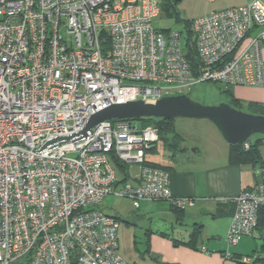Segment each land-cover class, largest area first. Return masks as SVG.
Segmentation results:
<instances>
[{
  "label": "built area",
  "instance_id": "1",
  "mask_svg": "<svg viewBox=\"0 0 264 264\" xmlns=\"http://www.w3.org/2000/svg\"><path fill=\"white\" fill-rule=\"evenodd\" d=\"M161 2L0 0V264H131L119 251V219L98 207L105 196L135 208L193 205L172 193L165 169L145 163L159 140L154 125L105 120L84 138L34 151L111 103H154L200 82L264 84L262 0L193 18L195 67L180 30L153 26ZM111 155L127 167L125 179ZM257 173L232 199L230 244L252 237L260 217L264 235V159Z\"/></svg>",
  "mask_w": 264,
  "mask_h": 264
},
{
  "label": "crops",
  "instance_id": "2",
  "mask_svg": "<svg viewBox=\"0 0 264 264\" xmlns=\"http://www.w3.org/2000/svg\"><path fill=\"white\" fill-rule=\"evenodd\" d=\"M247 1L205 0L201 6L199 0H192L198 5L192 8L194 13L191 15L196 18L212 10L242 5ZM183 10L190 11L188 8ZM261 57L264 66V44L261 47ZM223 89H228V92H222L223 100L229 102L230 98L235 99L241 110L249 112L250 103L264 106V84L262 86L224 85ZM206 133L209 142L202 141V145L194 142L193 150L189 152L184 148L180 149L174 164H164L147 156L149 151L145 156L149 162L166 169L172 193L177 196L192 197L193 205L185 208L182 213H176L167 201H144L135 208L133 202L128 199L133 209L141 210L140 214H134V211L122 219L117 212L108 213L121 219L126 225L131 224L135 229H140L133 236L137 239L136 246L131 245V248L122 252L129 263L259 264L253 262V256L261 247H254L250 254H244L240 250V241L248 236H241L236 244L226 241L235 209L232 199L259 179L257 173L259 165L254 168L250 167L251 163L229 162V144L218 130L215 127H207ZM207 143H210L211 149L208 148ZM118 177L122 180L125 176L118 171ZM102 209L105 210V207ZM254 234L252 237L256 238L257 234L255 236ZM201 247H204L205 252ZM226 252L242 257L239 260L227 258ZM243 258H248L249 261H243Z\"/></svg>",
  "mask_w": 264,
  "mask_h": 264
},
{
  "label": "rangeland",
  "instance_id": "3",
  "mask_svg": "<svg viewBox=\"0 0 264 264\" xmlns=\"http://www.w3.org/2000/svg\"><path fill=\"white\" fill-rule=\"evenodd\" d=\"M163 2V9L161 12L152 20V24L155 28L166 30V29H175L180 30L183 37V42L186 37L185 28L183 27V24L181 21L177 20L176 17L172 16L170 14V11L167 12L168 8H170V4L173 5L172 0H162ZM202 4L205 2V0H199ZM194 2V1H193ZM192 0L189 2L188 0H180L178 1L177 5L175 6L176 11H179L180 18L184 19H192L195 18L191 14L194 13L192 10L193 7L197 6L198 3L194 4ZM183 8H188L190 11L187 10L184 11ZM64 22L65 19H62ZM62 34L65 38H70V36L63 31ZM248 36L242 41V44L246 43L248 40ZM223 84L221 83H215V82H200L196 83L190 88H181L179 91L180 93L187 94L188 96L192 97L194 100L199 101L203 104H218L220 102H225L223 100ZM180 93H173L174 95L180 94ZM228 103V102H227ZM132 122L134 125L137 126V128H142L145 126L144 122L141 119H132ZM171 122L173 124L174 132L179 135L181 138L180 143H178V146L174 147H168L165 146L162 140H158L153 150H150L147 153V156L153 157L155 160H160V162L167 164H174L175 159L178 155V152L180 149L183 150V148L186 150V152L193 150V144L194 142H198L202 145V141H208L209 137L207 136V127H215L211 122H209L206 119H192V118H173L171 119ZM211 123V124H209ZM207 125V126H206ZM213 125V126H211ZM147 126V125H146ZM213 129V128H212ZM215 129H217L215 127ZM256 138V134H253L250 137V140L253 141ZM208 144V148L211 149L210 143ZM166 148H165V147ZM259 153L262 158H264V143H261L258 145ZM174 156H168L172 155ZM171 157V158H170ZM178 159V157H177ZM176 159V161H177ZM259 165V162L257 163H251L250 167H257ZM161 167V166H160ZM139 166L132 165L128 168V175L136 174L138 171ZM119 169V168H118ZM135 170V171H134ZM162 201V200H159ZM165 201V200H163ZM152 202H158V201H152ZM102 205V206H101ZM96 206V205H95ZM95 206H92L94 208ZM98 207L102 209V207H105V210H103L106 213H118V215L123 219L126 218L127 215L133 213L134 214H140V209H133L132 203L128 199H122L120 197H117L113 194H109L104 197V199L98 204ZM120 221V227L117 232L118 236V243H119V251L122 253L127 248H131V245L133 247L136 246V241L134 233L137 234L140 230L139 228L135 229L133 225L129 224L126 225L124 221L119 219ZM254 236L256 235V238L253 237H246L245 239H242L240 241V250L244 254H250L252 249L254 247L260 248L263 241L262 238L259 237V233L257 230L254 231Z\"/></svg>",
  "mask_w": 264,
  "mask_h": 264
},
{
  "label": "water",
  "instance_id": "4",
  "mask_svg": "<svg viewBox=\"0 0 264 264\" xmlns=\"http://www.w3.org/2000/svg\"><path fill=\"white\" fill-rule=\"evenodd\" d=\"M93 105V104H92ZM94 107V105H93ZM192 118L210 121L228 144L246 142L253 134L264 135V114H255L231 106L227 102L203 104L187 94L163 96L154 103L141 99L110 105L91 114L83 128L66 135L48 138L36 150L50 149L59 142L76 141L86 137L91 128L105 120L141 118Z\"/></svg>",
  "mask_w": 264,
  "mask_h": 264
},
{
  "label": "trees",
  "instance_id": "5",
  "mask_svg": "<svg viewBox=\"0 0 264 264\" xmlns=\"http://www.w3.org/2000/svg\"><path fill=\"white\" fill-rule=\"evenodd\" d=\"M178 1L180 0H172L173 5L170 4V8L166 9L167 12L170 11V14L174 17H176L177 20L181 21L183 24V27L185 28L186 37L184 39V51L186 58L190 61L192 67L196 66L197 62V56H196V50L193 45V33L190 28V23L192 19H183L180 18L178 12L176 11L175 6L177 5ZM163 2V1H162ZM161 2V10L163 9V3ZM228 89H223L222 92H228ZM192 98V97H191ZM193 99V98H192ZM231 106L240 109L238 101H236L233 98H230V101L228 102ZM250 111L251 113L255 114H264V106L250 103ZM141 120L146 125H154L158 128L159 133V140H162L165 146L168 147H174L178 146L177 144L180 143L181 138L177 133L174 132L173 124L171 122V119H164V118H141ZM247 143L248 147H246L244 144ZM264 143V135L256 134V138L251 141L250 138L244 142V143H237V144H229V154L228 159L231 163H258L259 164L263 161L264 158L261 157L258 149V145ZM156 144V143H154ZM155 146H152L150 150H153ZM111 161L114 164V166L117 168V171L121 173V175L125 176L123 179L127 177V171L126 166L118 161L114 155H111ZM145 163L150 164L153 166H158L157 164L151 163L145 158ZM119 168V169H118ZM162 168V167H160ZM164 169V168H163ZM166 170V169H165ZM170 204V203H169ZM171 209L176 213H182L184 209H177L173 207L170 204ZM257 231L260 238H262V245L261 248L258 250V252L253 256L255 263L264 264V235H263V225H262V217H260L258 225H257ZM194 233V231H193ZM231 257L233 259H241V255H235L231 254ZM230 257V258H231ZM238 260L236 262H238Z\"/></svg>",
  "mask_w": 264,
  "mask_h": 264
}]
</instances>
